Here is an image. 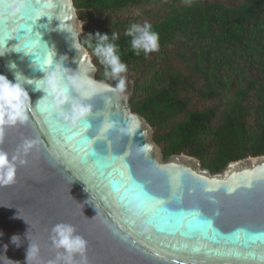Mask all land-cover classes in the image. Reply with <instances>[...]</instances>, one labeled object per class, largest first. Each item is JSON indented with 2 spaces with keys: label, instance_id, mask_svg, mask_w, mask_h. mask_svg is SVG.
Returning <instances> with one entry per match:
<instances>
[{
  "label": "water",
  "instance_id": "obj_1",
  "mask_svg": "<svg viewBox=\"0 0 264 264\" xmlns=\"http://www.w3.org/2000/svg\"><path fill=\"white\" fill-rule=\"evenodd\" d=\"M81 27L73 0H0V75L15 83L7 67L15 63L26 78L43 80V71L61 59L63 67L99 80L80 41ZM126 85L123 93L85 101L90 113L75 128L57 119L73 130L68 135L48 123L43 90L24 85L31 119L5 128L0 149L13 154L25 140L38 144L18 167L15 183L0 186V264H10L4 257L25 264L28 230L42 264L54 260L49 235L56 223L76 227L87 241L89 264H264V240L246 241L242 231L264 233V155L230 162L217 173L193 157L165 158L149 124L131 108L132 82ZM92 151L106 166L96 164ZM132 180L164 203L142 206ZM159 207L167 211L158 213ZM195 213L220 235L210 229L205 235L196 223L190 227ZM13 235L21 237L20 247L11 243Z\"/></svg>",
  "mask_w": 264,
  "mask_h": 264
},
{
  "label": "trees",
  "instance_id": "obj_2",
  "mask_svg": "<svg viewBox=\"0 0 264 264\" xmlns=\"http://www.w3.org/2000/svg\"><path fill=\"white\" fill-rule=\"evenodd\" d=\"M86 37L119 39L130 105L167 158L185 155L212 173L264 155V0H73ZM148 22L159 51L138 56L125 31ZM114 84V81H109Z\"/></svg>",
  "mask_w": 264,
  "mask_h": 264
},
{
  "label": "clouds",
  "instance_id": "obj_3",
  "mask_svg": "<svg viewBox=\"0 0 264 264\" xmlns=\"http://www.w3.org/2000/svg\"><path fill=\"white\" fill-rule=\"evenodd\" d=\"M19 7H22V5ZM16 10H19V8ZM124 35L130 38V48L138 56L141 53L148 56L159 51V34L153 30V26L148 22L131 24ZM118 39L119 36L115 32H113L111 38L100 33L86 37L87 47L91 49V54L103 67L102 79L99 80L90 79L63 67L64 63L61 59L52 66V70L47 72L42 70L45 73L43 80L28 79L20 72L15 71V63H9L7 67L10 71H13L15 83L9 81L6 76L0 75V143H3L4 129L26 124L29 119L28 114L33 110L29 95L24 88L25 84L35 85L37 90L42 89L46 94L42 100H45L51 106L56 119L63 121L70 128L77 127L78 123L90 113V106L84 102L91 97L105 93H123L127 86L126 73L128 66L121 60L120 49L116 43ZM4 55L5 53L0 52V57ZM45 63L49 64L50 62L45 61ZM91 69L95 71L96 65H91ZM109 81L115 83L112 84ZM69 89L75 94V97L68 94ZM65 105H68L66 111L63 110ZM38 106L39 103L36 107ZM110 127H112L111 124L102 128L101 133L106 132ZM37 144V140H25L13 154L0 149V186H9L15 183L18 167L27 164L26 157ZM85 191H87L86 188ZM14 218L21 217L18 215ZM25 223L28 224L26 221ZM28 233L29 230L25 233V238L29 241L25 264H42L39 259L40 247L38 244L30 242ZM49 239L56 255L55 259L49 260L47 264H89L87 241L77 233V229L73 224H54L51 227ZM10 240L16 247L21 246L19 235H13ZM4 247L6 251L7 245ZM77 257H79L78 260ZM4 258L10 264H14L13 261ZM16 264H19V262H16Z\"/></svg>",
  "mask_w": 264,
  "mask_h": 264
},
{
  "label": "snow or ice",
  "instance_id": "obj_4",
  "mask_svg": "<svg viewBox=\"0 0 264 264\" xmlns=\"http://www.w3.org/2000/svg\"><path fill=\"white\" fill-rule=\"evenodd\" d=\"M29 23H31V21L29 20ZM23 30V33L25 34V32L27 31V28H24L22 29ZM24 34L22 36H19V39L20 38H23ZM30 39H35V36H32ZM30 46V45H28ZM69 95H71L70 93H68ZM39 107H43V105H39ZM46 110L49 112V118H48V123L51 125L52 129L54 132L56 133H63L65 135H68L69 133H72L73 130L72 129H68L66 127H61L58 125L57 123V119H56V116H55V113L52 112V109H51V106L48 105ZM63 110H67L66 108H64ZM31 112H29L28 114V117L29 119H31ZM81 127H84L85 125L84 124H81L80 125ZM43 140V138H42ZM45 143V145L47 144L46 141H43ZM87 142V141H85ZM91 154V155H94L96 156V164L98 166H106L104 163H102V158L99 157L98 153L97 152H90L88 153V155ZM125 167H127V165L125 164ZM132 185L134 187H138L139 188V192L137 193L136 195V198H139V197H143L144 199L142 200V206L144 203H147L148 201H154L156 204L158 205H162L164 202L161 201V200H157L155 197L151 196L149 193H147L145 190H144V186L143 185H137L136 182L134 180H132ZM167 211V209H165L164 207H159L157 208V212L160 213V212H165ZM193 223H196L197 225H199V227L204 230V234L207 235V230H211L212 232H215L217 234V236L220 235L219 231L213 226L212 222L201 217L199 213H195L193 214V220L192 221H189V226L191 227ZM244 231V235H245V239L246 241L247 240H252V241H256L257 239H261V240H264V233H258V234H252V233H249L247 232V230H242ZM195 251H199V249H194ZM236 255H239V253H236Z\"/></svg>",
  "mask_w": 264,
  "mask_h": 264
}]
</instances>
